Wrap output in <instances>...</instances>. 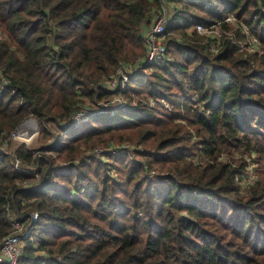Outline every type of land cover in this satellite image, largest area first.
I'll list each match as a JSON object with an SVG mask.
<instances>
[{
	"label": "trees",
	"instance_id": "obj_1",
	"mask_svg": "<svg viewBox=\"0 0 264 264\" xmlns=\"http://www.w3.org/2000/svg\"><path fill=\"white\" fill-rule=\"evenodd\" d=\"M165 1L164 54L118 106L101 83L161 0H0V240L37 213L17 264H264V0ZM30 117L38 144L11 147Z\"/></svg>",
	"mask_w": 264,
	"mask_h": 264
},
{
	"label": "built area",
	"instance_id": "obj_2",
	"mask_svg": "<svg viewBox=\"0 0 264 264\" xmlns=\"http://www.w3.org/2000/svg\"><path fill=\"white\" fill-rule=\"evenodd\" d=\"M162 8H163V13L160 15H157L154 17L152 25L150 28H148L145 31L144 34V43L146 47V53L144 57H141L138 59L137 63L135 64H130V63H121L117 66L116 70L114 73L111 74V76L107 79H105L101 85L107 89L113 91V95L110 97V99L107 101L112 104L118 103V106H125V99L122 97L119 88L123 87L125 83L129 80L131 76L136 75L140 70L143 69V65L146 63H151L153 60L160 58L164 54V44L161 42L163 33H164V28L166 23L168 22L169 19V12L167 8V2L165 0H161ZM170 9H173L172 5H169ZM264 9V7H263ZM229 19L234 20V16L232 14H229ZM195 30H197L199 33H203L208 35L207 32H216V28H206L200 23H197L194 25ZM205 29L203 31L202 29ZM248 32V31H246ZM252 40H256L254 36L251 38ZM252 40L250 43H252ZM253 45L255 44L252 43ZM214 48V44H212V49ZM150 104H153L154 101L153 99H150ZM81 119H86L84 117V112L83 111H77L73 117V120L79 121ZM29 120V121H28ZM31 120V121H30ZM28 123H33V129H31L32 133L29 138H24L28 137L27 134H29V130L26 132H20L21 127L26 126ZM28 129V128H27ZM39 132V126L38 130L35 128V123L32 121V117L24 120L12 133L13 137L17 136L21 138L23 141L22 142H27L29 141L36 133ZM24 136V137H21ZM123 147H128V149L131 148H140L138 146H132L131 144H124L122 146L113 148L115 149L114 152H118L119 149H124ZM102 147H97L94 150L100 151V154L103 153ZM93 150V152H94ZM96 155V153H94ZM253 153L250 155V157H246V164L244 168L238 170L236 173L234 179L235 181L240 185V191L243 189H246L251 183L254 182V180L257 177V173L255 171V166L256 162L253 160ZM249 158V159H248ZM223 159V156H218V160ZM224 160V159H223ZM15 166L18 165V161L16 160L14 162ZM151 173H154V170H150ZM23 215H18L15 217H12L11 221V226L9 231L1 238L0 240V264H17L18 259L21 255L22 247H23V242L27 239L31 227H32V222L36 220L37 218V213L36 212H31L30 213V220L28 223L23 219ZM23 244V245H22Z\"/></svg>",
	"mask_w": 264,
	"mask_h": 264
},
{
	"label": "rangeland",
	"instance_id": "obj_3",
	"mask_svg": "<svg viewBox=\"0 0 264 264\" xmlns=\"http://www.w3.org/2000/svg\"><path fill=\"white\" fill-rule=\"evenodd\" d=\"M241 29H242V31H244V33H247L246 31H248L249 29H248V27L246 26V25H244V24H241V27H240ZM203 31H205V29L203 28L202 29ZM216 32L218 33V29H216ZM216 32L215 33H213V32H207V34L208 35H212V34H216ZM204 33V32H203ZM176 36V35H175ZM254 36V35H253ZM254 37H256V36H254ZM242 41H245V40H242ZM241 41V42H242ZM254 42H256V40H252V43H254ZM244 42H242V44H243ZM252 43H250L249 41H248V43H247V46H251V45H253ZM242 46V45H241ZM246 46V47H247ZM245 47V48H246ZM250 48V47H249ZM248 50V49H247ZM154 104V103H153ZM29 126H31V124H27L26 126H24L23 128H22V131L24 132V130H31V127H29ZM28 128V129H27ZM26 132V131H25ZM37 135H38V133H36L35 135H34V137H32L29 141H27V142H24L26 145H28V146H36L37 144H38V142L36 141V137H37ZM21 137H24V136H21ZM24 138H27V137H24ZM23 140L21 139V138H19V137H17V136H14L13 137V135H12V138L10 139V141H9V143H10V146L11 147H15L17 144H19L20 142H22ZM120 146V145H119ZM95 149V148H94ZM119 150H121V149H119ZM86 153H88V154H94V153H96V155H99L100 154V151H96V150H94V152H91V151H89V150H87L86 151ZM100 156H101V154H100ZM246 157H250V155H248V156H246ZM245 157V158H246ZM252 157H254V153H253V156ZM101 158L103 159V160H107L108 158H107V156H101ZM249 159V158H248ZM111 173L114 175V171H113V169L111 170ZM241 192L242 193H246V191H245V189H243V190H241ZM25 243H28V242H26V241H24L23 242V244H25ZM22 244V245H23Z\"/></svg>",
	"mask_w": 264,
	"mask_h": 264
},
{
	"label": "bare ground",
	"instance_id": "obj_4",
	"mask_svg": "<svg viewBox=\"0 0 264 264\" xmlns=\"http://www.w3.org/2000/svg\"><path fill=\"white\" fill-rule=\"evenodd\" d=\"M28 124H31V126H29V127H31V129H33V123H28ZM23 127H24V126H23ZM23 127H21V129H20V132H21V133L23 132V131H22V128H23ZM25 131H27V130H24V132H25ZM31 133H32V131L30 130V131H29V134H27V136H28L27 138H29V136H31Z\"/></svg>",
	"mask_w": 264,
	"mask_h": 264
},
{
	"label": "water",
	"instance_id": "obj_5",
	"mask_svg": "<svg viewBox=\"0 0 264 264\" xmlns=\"http://www.w3.org/2000/svg\"><path fill=\"white\" fill-rule=\"evenodd\" d=\"M28 121H29V120H28ZM30 121H31V120H30ZM32 121L35 123V128H36V130H38V123H37L36 119L32 118Z\"/></svg>",
	"mask_w": 264,
	"mask_h": 264
}]
</instances>
